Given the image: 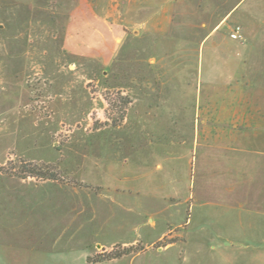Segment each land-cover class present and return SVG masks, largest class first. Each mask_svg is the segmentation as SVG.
Returning <instances> with one entry per match:
<instances>
[{
	"label": "crops",
	"instance_id": "0c3cea01",
	"mask_svg": "<svg viewBox=\"0 0 264 264\" xmlns=\"http://www.w3.org/2000/svg\"><path fill=\"white\" fill-rule=\"evenodd\" d=\"M68 13L65 48L103 66L136 40L166 38L163 54L179 62L190 59L194 45L210 44V53L203 50L197 61L202 68L208 64L213 79L228 81L211 85L206 107L196 104L192 118L203 119L198 140L226 142L242 154L239 164L250 182L229 187L237 194L228 200L214 188L196 190L188 183L187 165L167 164V155L157 152V136L124 132L129 114L123 127L78 133L57 147L52 137L59 125L52 129V121L26 112L13 147L0 149V167L11 155L48 164L63 158L61 168L86 186L0 171V264H220L218 252L228 257L230 250L225 243L214 246L219 231L232 237L237 223L245 227L259 219L264 237V184L256 183L260 174L264 178V0H75ZM235 26L242 28L243 40L232 41L239 52L222 53ZM149 103L145 111L152 109ZM162 116L166 124L167 114ZM210 120L228 129L213 133ZM4 141L12 140L0 134V145ZM253 187L260 192L256 199ZM118 245L143 251L107 262L89 260Z\"/></svg>",
	"mask_w": 264,
	"mask_h": 264
},
{
	"label": "rangeland",
	"instance_id": "374dc122",
	"mask_svg": "<svg viewBox=\"0 0 264 264\" xmlns=\"http://www.w3.org/2000/svg\"><path fill=\"white\" fill-rule=\"evenodd\" d=\"M74 2L0 0V134L12 140L11 144L4 141L0 149L8 145L13 147L18 126L27 121L23 115L26 112L37 120L52 121V129L59 125L52 137L57 147L78 133L123 127L129 114L125 133L134 130L140 135L157 136V152L167 155V164L177 168L187 165L188 183L196 185V190L203 188L211 193L210 189L214 188L221 198L232 199L237 191L230 193L229 187L250 182V174L239 164L242 154L233 152L226 142H216L212 138L198 140L203 119L192 118L197 103L202 101L206 107L211 85L224 86L228 81L226 77L213 79L207 75L208 64L202 68V62L197 61L203 50L205 54L210 53V44L194 45L187 62L167 61L163 54L167 39L162 36L136 40L134 45L126 44L107 66L95 59L83 60L71 47L64 46L70 18L68 9ZM205 34L203 31L202 35ZM230 35L225 41L231 44L225 45L226 51L222 53L239 52L233 42H240ZM151 58H156V63L151 62ZM180 67L186 70L180 71ZM170 88L178 90L171 92ZM149 102L152 109L145 111ZM132 104H136L134 110H131ZM145 112H150V118L141 117ZM204 112L211 113L210 110ZM163 113L167 114L166 124L160 120ZM171 114L172 119H168ZM185 114L189 116L186 118ZM209 126L213 133L228 129L212 120ZM232 129L237 130L235 126ZM161 134H166V141L160 138ZM62 160L48 164L11 155L0 168H7L10 175L17 177L22 163L55 165L60 175L58 181L84 184L61 168ZM259 176L256 183L264 184V178ZM253 188L251 198L256 199L260 192L257 187ZM251 214L254 215L255 210ZM260 225L259 219L246 222L245 227L237 223L236 229L233 226L232 237H222L219 231L214 246L225 243L230 250L228 257L218 252L220 264H264V237L259 233ZM169 241L167 239V243Z\"/></svg>",
	"mask_w": 264,
	"mask_h": 264
},
{
	"label": "trees",
	"instance_id": "16d2710c",
	"mask_svg": "<svg viewBox=\"0 0 264 264\" xmlns=\"http://www.w3.org/2000/svg\"><path fill=\"white\" fill-rule=\"evenodd\" d=\"M21 165H22L21 173L16 175L21 179L35 178L38 180H52V181L60 180L58 168L55 165L38 164V163H22ZM0 171L10 174L8 169L5 167L0 168ZM73 184L80 187L86 186L85 184L77 183V182H73ZM142 251L143 248L140 246L124 247L122 245H118L113 250L98 254L97 256L89 260L94 263L107 262L131 254H136Z\"/></svg>",
	"mask_w": 264,
	"mask_h": 264
},
{
	"label": "built area",
	"instance_id": "2783aa9c",
	"mask_svg": "<svg viewBox=\"0 0 264 264\" xmlns=\"http://www.w3.org/2000/svg\"><path fill=\"white\" fill-rule=\"evenodd\" d=\"M231 38L236 41H241L243 40V35H242V28L240 26H236L233 31L231 32Z\"/></svg>",
	"mask_w": 264,
	"mask_h": 264
}]
</instances>
